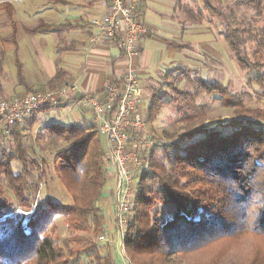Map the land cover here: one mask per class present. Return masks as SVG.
Returning <instances> with one entry per match:
<instances>
[{"label": "trees", "instance_id": "obj_1", "mask_svg": "<svg viewBox=\"0 0 264 264\" xmlns=\"http://www.w3.org/2000/svg\"><path fill=\"white\" fill-rule=\"evenodd\" d=\"M200 1L202 11L217 19L223 42L240 69L256 75L249 83L257 84L264 97V34L258 40V30L252 28L264 11V0ZM250 11L254 16H249ZM189 18L195 22L193 13ZM53 28L57 27L44 23L34 32ZM18 82L25 84L20 73ZM64 83L65 74L59 71L44 91L57 90ZM194 84L199 88L191 94L174 89L179 100L171 101L188 130L185 144L173 142L152 149L134 177L132 215L123 236V252L128 259L148 255L160 264H170L171 257L188 259L213 249L215 258L210 259L214 262H207V256L204 262L191 264H264V251L257 247L258 241H264V110L243 105L247 95H231L216 82L206 83L199 77ZM199 95L233 108L234 119L205 128L207 108L194 107ZM163 106L153 95L145 113L149 128L150 119ZM36 123L34 115L28 124L25 118L8 130L0 123V143L10 145L8 150L0 149V264H113V257L102 256L90 235L74 238L83 242L76 252L69 242H63L61 248L44 234L56 215L75 232H104L98 206L107 176L104 138L87 121L42 128L38 142L53 158L55 173L72 205L64 207L47 198L44 208L33 210L34 195L48 165L35 144L22 145L24 133L30 137ZM196 125L200 128L195 129ZM14 164L19 165L20 172H14ZM33 172L37 178L31 184L28 180ZM6 192L13 201L26 206L27 214L6 212L11 206ZM169 203L174 206L172 218L158 219L154 208Z\"/></svg>", "mask_w": 264, "mask_h": 264}, {"label": "rangeland", "instance_id": "obj_2", "mask_svg": "<svg viewBox=\"0 0 264 264\" xmlns=\"http://www.w3.org/2000/svg\"><path fill=\"white\" fill-rule=\"evenodd\" d=\"M36 2L37 4L33 5V9L29 11V16L34 15L38 11H44V9L51 4L52 6L54 5V0H36ZM192 3L195 7H192V10L195 12V15L193 13V16H195V22L190 20V26L198 33H200V27H202L201 31L203 34L201 39L192 37L193 40L191 41L198 44L199 41L208 42V46L213 48V50L218 53L219 58L213 57L212 59L210 56L206 58L203 56L202 58H198L196 56L197 53H195V56L192 55L195 62L192 61L190 63H186L184 67L178 66L176 67V70L170 72L169 75L160 74L162 71L160 68L157 70V74L162 77L156 76L154 70L151 71L150 74L155 80L156 86L150 87L144 92L140 108L141 112L144 113L147 110L153 95H157L159 100L164 103L163 108L156 113V115H154L152 120L150 119L149 125L154 136H156L157 139L163 140L165 144L173 142H180L182 145L185 144L184 136L188 130L185 127V124L179 120V113L173 103H171L172 100H179V96L176 95L173 90L175 89V91L180 93L185 92L191 94L196 87L199 88L197 84H194V80L199 77L206 83L216 82L226 87L231 95H247L248 97L243 99V105L264 110V97L261 96L259 86L257 84L255 85L249 83V80L256 75L253 73L247 75L237 65L223 42L221 36V26L217 24V19L211 16L209 17L206 12L202 11L201 1L192 0ZM253 13V11H250L249 16H254L255 13ZM38 22V20H34L33 22L27 23V0H0V88L4 87L7 93L10 91L8 86L9 81H16L15 74L17 71V61L20 62L22 75L27 80V40L29 42V47L36 50L39 55V51L41 50L40 52L43 59H47V57L51 55V51L52 53L54 51L53 58L58 62V68L65 72L67 81H71L73 78L72 81L74 82L72 83H75V77H73L74 74L71 70L72 67H69L66 63H61L62 59L66 57L65 53H62L59 50L62 44L65 45V42L63 41L66 39L65 33L63 35V32L58 31L47 32L48 34L46 32H38L34 38L28 36V31L34 30ZM253 27L256 28L254 30H258V33L255 32V35L259 38L258 40H260V35L264 34V11L256 18L255 22L252 24V28ZM195 49L199 50L200 48L196 46ZM191 50L193 51L194 48H191ZM200 59L202 60L201 64L198 61ZM31 61L35 63V58L32 57ZM43 78H39L36 82L35 88L37 91H42L43 89V85L45 83V78L44 81ZM27 95L28 94L15 96L11 100L2 99V101L10 103ZM194 107L207 108L205 114L206 121L203 123V126L207 129L215 128L218 125L228 124L234 119L233 108H225L220 102H217L210 97H206L205 95H199L196 97L194 100ZM84 111L85 110L79 104L74 106L67 105L60 108H51L48 112L45 111L44 114L39 115L38 127H40V129L30 134V137H27V131L24 133L26 134V137L23 139L22 145L27 147L32 145L34 146L35 144L39 152L48 160V165L45 168V176L41 182L38 183L39 191L34 195L33 210L44 208L45 200L47 198L64 207L72 205L71 197L65 191V188L62 186L55 173L57 166H53V158L47 155L44 145L38 142L37 138L43 127L53 123L65 126L72 124L78 125L81 115L86 114ZM88 116L89 113L85 115V117ZM194 128L199 129L200 126L196 125ZM102 144L103 147L106 148V142L104 139ZM0 145V149L8 150L9 144L7 142H2ZM13 169L15 173L21 171L19 165L17 164L13 165ZM32 174L33 175L28 180L31 184H33L37 178V175L34 172ZM6 195L11 203L10 208L6 210V212L15 210V214L12 213V215H17V213L27 214L28 210L26 206H22L13 201L11 198L12 196H10L7 192ZM112 202L115 217L117 210L116 191H114ZM154 213H157L158 219L160 220L170 219L174 214V206L170 203L165 205L159 204L156 208H154ZM44 234L53 238V240L61 248L63 247V242H69L70 247L76 252L82 249L83 242H75L74 238L80 239L90 235L92 241L100 248L102 256L109 254L113 257V264H132L133 262L134 264H160L156 258L149 257L148 255L133 256L128 259L127 254L123 252V238H120L118 227L115 222L112 224V232L105 228L104 232L97 235H91L71 230L64 218L56 215L47 226ZM100 237H103L104 239L101 241ZM257 247H259V249L261 248L263 252L264 241H258ZM215 252L216 250L212 249L203 252L202 255H196L194 257H189L188 259L175 256L169 258L168 261L170 264H191L196 263L197 261L204 262L203 259L209 256L207 262L212 263L214 261L210 258H215ZM23 264L31 263L25 262ZM80 264L84 263L81 262ZM92 264L106 263L101 261L93 262Z\"/></svg>", "mask_w": 264, "mask_h": 264}, {"label": "crops", "instance_id": "obj_3", "mask_svg": "<svg viewBox=\"0 0 264 264\" xmlns=\"http://www.w3.org/2000/svg\"><path fill=\"white\" fill-rule=\"evenodd\" d=\"M36 4V0H27V23L38 20L35 29L38 25L44 23L57 27L41 32L58 31L63 32V35L65 33L66 39L63 40L65 45L62 44L59 50L62 53L64 52L66 57L62 59L61 63H66L69 67H72L71 70L76 85L82 93L87 95H97L100 93L106 79L120 75L128 67H131L137 73L142 86L143 98L146 90L156 86L155 80L151 77V71L154 70L156 76L162 77L157 74V70L160 68L162 70L160 74L168 75L176 70V67H184L186 63L194 61L192 55L195 56V53H197L198 58H202V56L204 58L210 56L212 59L213 57L219 58L218 53L208 46V42L199 41L198 44L191 41L193 40L192 37L201 39L203 34L202 27H200L201 30L198 33L190 26L189 17L191 13L195 14L192 10V7H194L192 0H141L139 7L148 34L140 41L138 56L130 61L123 58L120 52L105 40L99 41L94 46L88 44L89 38L96 32L90 26L91 22L101 19L106 13L104 0H54L53 6L51 4L44 11H38L29 16V11ZM34 30L28 31L27 35L33 38L36 37L38 32H34ZM28 43L27 40V80L22 75L20 62L17 61L16 81H9V93L5 91L4 87L0 88V100H11L15 96L28 94L30 91L38 92L35 86L41 77L45 78V81L43 78L45 83L42 89L44 91L47 83L57 72L62 71L65 74L62 69L58 68V62L53 58L54 51L53 53L51 51V55L48 54L47 59H43L41 50L39 55L36 50L29 47ZM196 46L200 49L196 50ZM191 48H194V50L192 51ZM32 57L35 58V63L31 61ZM198 61L201 64L202 60ZM18 73L21 74L25 84L18 82ZM72 80L67 81L65 75V83L62 86L71 84L74 82ZM68 105L74 106L72 104ZM44 113L45 111H42L34 115L37 123L32 127L30 134L40 129L38 127V117ZM84 113H86L85 115L88 114L86 111ZM85 115H81L79 124L83 121L91 123L90 114L88 117H85ZM32 119L33 116L27 118V124ZM116 190L114 174L109 172L106 176L105 188L98 206L102 213L103 229L107 228L110 232H112V224L114 223L112 198Z\"/></svg>", "mask_w": 264, "mask_h": 264}, {"label": "built area", "instance_id": "obj_4", "mask_svg": "<svg viewBox=\"0 0 264 264\" xmlns=\"http://www.w3.org/2000/svg\"><path fill=\"white\" fill-rule=\"evenodd\" d=\"M106 13L91 22L96 32L89 46L105 40L128 61L136 58L140 41L148 34L140 10L141 0H104ZM142 86L131 68L104 81L100 93L87 95L75 83L51 91H38L12 102L0 100V123L8 130L44 109L79 104L90 114L91 124L106 142L103 164L106 174L113 172L117 210L114 222L122 239L132 215L134 177L145 165L154 148L165 145L148 127L141 112ZM104 238L100 237L102 241Z\"/></svg>", "mask_w": 264, "mask_h": 264}]
</instances>
